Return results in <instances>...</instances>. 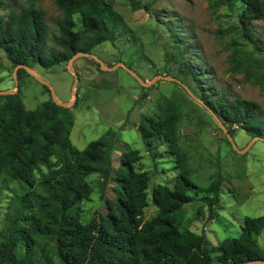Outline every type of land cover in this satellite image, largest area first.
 Returning a JSON list of instances; mask_svg holds the SVG:
<instances>
[{"label":"trees","instance_id":"trees-1","mask_svg":"<svg viewBox=\"0 0 264 264\" xmlns=\"http://www.w3.org/2000/svg\"><path fill=\"white\" fill-rule=\"evenodd\" d=\"M219 1L242 3L237 22L243 36L251 39L248 25L264 15V0ZM35 2L8 5L7 13H0V49L12 67L31 63L48 67L79 53L90 54L99 43L114 42L125 25L109 0H53L61 16L55 21L57 33H49ZM136 3L132 0L131 5L149 11L147 4ZM178 71L197 84L203 107L228 133H233L230 125L238 124L264 137V119L258 116L256 103L214 96L187 62H180ZM159 99L158 113L142 115L136 131L147 153L153 154L154 142L163 139L177 172L172 185L156 183L148 191L151 177L137 167V150L121 152L119 165L113 167L110 133L77 150L69 140L72 118L67 106L47 100L29 110L18 88L0 95V197L8 184H18L3 215L0 264H214L205 235L179 226L182 206L192 200L188 190L193 184L176 139L177 105L167 97ZM91 173L99 176L100 188L108 181L111 185L104 211L83 222L80 204L92 192L87 180ZM219 182L211 181L206 189L208 206L217 204ZM149 202L157 211L144 219ZM262 225L263 217H245L238 238L218 242L216 263L264 260L252 237Z\"/></svg>","mask_w":264,"mask_h":264},{"label":"rangeland","instance_id":"rangeland-1","mask_svg":"<svg viewBox=\"0 0 264 264\" xmlns=\"http://www.w3.org/2000/svg\"><path fill=\"white\" fill-rule=\"evenodd\" d=\"M24 1L1 0L0 13L5 15L6 6ZM109 1L125 24L114 42L103 41L90 50L92 56L76 54L72 62L48 67L31 63L17 75L0 49V91L18 88L29 110L47 100L68 103L72 146L81 150L89 141L110 133L111 165H119L121 152L137 150V167L151 177L148 191L156 183L172 185L177 166L163 139L154 142L153 154L147 153L133 124L142 115L158 113L159 98L171 99L178 112L177 143L185 154L193 184L188 190L192 200L182 206L178 223L205 235L217 264L219 241L238 238L245 217L264 220V140L254 139L264 137L232 124L229 135L233 147L226 126L197 100L201 92L197 84L178 68L180 62L194 66L200 83L214 96L224 94L228 100L254 102L259 107L258 116L264 119V15L248 25V39L237 22L241 2L133 0L147 4L146 11L133 7L132 0ZM35 7L43 12L48 32L56 34L55 21L61 13L53 0H36ZM51 44L48 40L47 45ZM217 178L222 191L217 204L208 206L206 189ZM87 180L92 192L80 204L83 222L104 211V196L111 185L108 181L100 188L95 173ZM16 189L18 184L12 182L2 192L0 229L10 192ZM156 211L149 202L143 218ZM252 237L264 254V225Z\"/></svg>","mask_w":264,"mask_h":264},{"label":"water","instance_id":"water-1","mask_svg":"<svg viewBox=\"0 0 264 264\" xmlns=\"http://www.w3.org/2000/svg\"><path fill=\"white\" fill-rule=\"evenodd\" d=\"M74 57H75V55L72 56L68 61L70 62V61L72 60V58H74ZM19 67H21V68H27V66H25V65H16V66H15V71H16V69L19 68ZM70 72L74 74V71H73V70H70ZM75 82H76V80H75ZM74 84H75V83H74ZM184 88H185L186 91L189 93V90H188L185 86H184ZM11 92H13V90H1V91H0V95H2V94H8V93H11ZM197 100H198L199 102H201L202 104H204V103H203L202 101H200L198 98H197ZM57 103H59V104L62 105V106H67V105H68L67 103H61V102H57ZM215 118H216V117H215ZM222 128H223V130H225V132H226V129L224 128V126H222ZM226 134H227V136H228V138H229V140H230L231 145L234 147V142H233V140H232V137L229 135L228 132H226ZM254 139H262V140H264V138H262V137H254ZM236 264H264V260H260V259H248V260H244V261H241V262H239V263H236Z\"/></svg>","mask_w":264,"mask_h":264},{"label":"crops","instance_id":"crops-1","mask_svg":"<svg viewBox=\"0 0 264 264\" xmlns=\"http://www.w3.org/2000/svg\"><path fill=\"white\" fill-rule=\"evenodd\" d=\"M80 54V53H79ZM82 54H86V53H82ZM86 55H89V54H86ZM89 56H92V55H89ZM74 58H72V60H73ZM72 60H71V62H72ZM93 60V59H92ZM69 63V62H68ZM121 63V62H120ZM122 64V63H121ZM140 83L141 84H144V79H140ZM14 89V87H12L10 90H13ZM144 89V88H143ZM68 104V103H67ZM136 125H137V123L134 125L133 124V126H134V128L136 129ZM222 185H220V187H219V191L218 192H221L222 190ZM220 242V241H219Z\"/></svg>","mask_w":264,"mask_h":264}]
</instances>
